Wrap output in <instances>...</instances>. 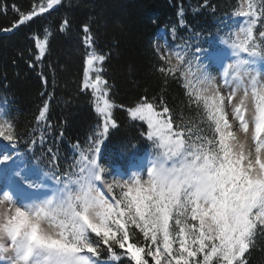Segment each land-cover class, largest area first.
<instances>
[{
	"label": "snow or ice",
	"instance_id": "obj_1",
	"mask_svg": "<svg viewBox=\"0 0 264 264\" xmlns=\"http://www.w3.org/2000/svg\"><path fill=\"white\" fill-rule=\"evenodd\" d=\"M60 3L41 0L29 12L13 4V27ZM234 16L246 19L219 40L223 48L170 45L166 35L164 51L155 48L157 71L165 83L181 81L198 118L174 119L162 96L158 102L142 96L126 108L152 144L146 158L132 153L118 163L128 145L102 155L118 124L112 85L102 75L107 56L97 53L87 24L81 89H91L101 123L83 147L74 145L72 171L61 173L52 147L51 167H42L31 149L20 151L9 101L0 99V138L9 142L0 148V264H116L122 256L129 264H249L264 236V76L257 69L264 65V0H241ZM58 28L69 32L72 23L65 18ZM49 35L38 41L37 59L48 50ZM209 63L219 65L220 79ZM48 112L46 101L37 116L41 147ZM114 187L119 195L102 190ZM137 234L142 242L133 239Z\"/></svg>",
	"mask_w": 264,
	"mask_h": 264
},
{
	"label": "trees",
	"instance_id": "obj_2",
	"mask_svg": "<svg viewBox=\"0 0 264 264\" xmlns=\"http://www.w3.org/2000/svg\"><path fill=\"white\" fill-rule=\"evenodd\" d=\"M40 2L0 0L8 7L7 12L0 11V33L13 28L18 19V13L11 8L13 4L21 11L29 12ZM236 2L61 0L48 12L21 25L16 33L1 37L0 99L7 97L9 101L19 136L17 148L25 153L31 149L42 167H51L47 149L52 147L63 173L73 163L74 145L83 147L101 123L91 89H81L86 52L89 51L84 44L82 28L87 24L94 34L97 53L107 56L102 75L112 85L109 96L115 105L112 115L118 124V127L109 129L102 155L114 154L122 145H128L124 160L118 161L125 165L132 153L143 156L154 151L152 144L141 135L144 126L132 121L126 108L134 106L142 96L155 98L157 102L162 96L172 109L174 119L180 114L198 118V109L189 104L180 80L169 78L165 83L157 71L161 61L155 51V38L162 29L169 36L175 29V43L209 41L218 32L217 23L234 15ZM65 18L72 23L71 31L60 32L58 26ZM45 30L51 33L47 37L48 50L37 59L40 56L37 43L47 35ZM46 101L49 112L43 132L45 141L41 147L37 116ZM61 132L63 136H60ZM33 139L37 141L36 145L27 143ZM133 239L142 242L143 238L137 234ZM116 264H129V260L122 256ZM249 264H264L263 242L257 243Z\"/></svg>",
	"mask_w": 264,
	"mask_h": 264
},
{
	"label": "rangeland",
	"instance_id": "obj_3",
	"mask_svg": "<svg viewBox=\"0 0 264 264\" xmlns=\"http://www.w3.org/2000/svg\"><path fill=\"white\" fill-rule=\"evenodd\" d=\"M236 10L240 7V2L241 0H236ZM246 18L244 17H236V16H230V17H225L224 19H222L220 22L217 23L218 25V32L217 34L214 36V38H212L211 40L209 41H205V40H193V41H182V43H175V40L176 38L173 40V34L171 36H169L167 34V32L162 29L159 34L157 35V37L155 38L154 40V47H160V50L161 51H164V48H163V39L162 37L163 36H167L168 37V40H169V44L172 45V44H176V45H182L184 44L185 42H188L194 49V47L199 44L201 45L202 47L204 48H207L209 51L212 50V45L209 43V42H214L216 43L219 47H225L224 45L222 44H219V40L221 38H227V34H228V31L230 29H235L238 27V25L240 23H242ZM173 63H175V60L173 59ZM257 69L258 71L261 73L262 76H264V65H257ZM208 71L213 75V76H216L218 79L221 78V73H220V68H219V65H213L211 63H209L208 65ZM181 82V81H180ZM182 84V83H181ZM240 136L243 137V133H240ZM9 142L7 141H3L2 138H0V148H4L8 145ZM153 151H150L149 153H151ZM148 153V154H149ZM147 154V155H148ZM147 155H145L144 157L146 158ZM72 165V164H71ZM70 165V166H71ZM68 166L67 167V170L66 171H72L73 169H71V167ZM128 174L130 175L131 172L129 171ZM106 175H110L109 173H106ZM2 186H0V191H2ZM106 195L108 196H113V195H119L120 193V188L119 187H114L113 188V192L112 193H108L107 192V189H102ZM263 242L264 243V236H258L257 237V243L258 242Z\"/></svg>",
	"mask_w": 264,
	"mask_h": 264
},
{
	"label": "water",
	"instance_id": "obj_4",
	"mask_svg": "<svg viewBox=\"0 0 264 264\" xmlns=\"http://www.w3.org/2000/svg\"><path fill=\"white\" fill-rule=\"evenodd\" d=\"M20 27H21V25L18 28H14L13 27L12 31H3V32H1L0 33V38L3 37V36H9V35H12V34L16 33Z\"/></svg>",
	"mask_w": 264,
	"mask_h": 264
}]
</instances>
